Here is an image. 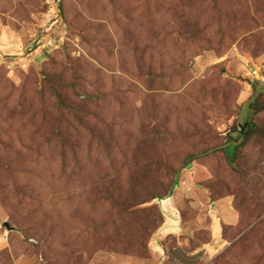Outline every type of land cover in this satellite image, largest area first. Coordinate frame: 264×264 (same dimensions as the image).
Segmentation results:
<instances>
[{
  "label": "rangeland",
  "instance_id": "rangeland-1",
  "mask_svg": "<svg viewBox=\"0 0 264 264\" xmlns=\"http://www.w3.org/2000/svg\"><path fill=\"white\" fill-rule=\"evenodd\" d=\"M61 1L0 0V264H264V0Z\"/></svg>",
  "mask_w": 264,
  "mask_h": 264
},
{
  "label": "trees",
  "instance_id": "trees-1",
  "mask_svg": "<svg viewBox=\"0 0 264 264\" xmlns=\"http://www.w3.org/2000/svg\"><path fill=\"white\" fill-rule=\"evenodd\" d=\"M62 5H63V1L60 0V8H62ZM249 131H250L249 134H247L242 141H240L238 144L231 145L225 150V153L228 157L229 164L234 167H235L237 159L241 155L240 153L241 150L244 149L248 145V143L254 138V132H252V129ZM196 157H197L196 155L189 156L187 158V165L189 166L191 164V161L194 160ZM172 189L173 187L171 188V191ZM154 199H163V198L155 197Z\"/></svg>",
  "mask_w": 264,
  "mask_h": 264
},
{
  "label": "built area",
  "instance_id": "built-area-1",
  "mask_svg": "<svg viewBox=\"0 0 264 264\" xmlns=\"http://www.w3.org/2000/svg\"><path fill=\"white\" fill-rule=\"evenodd\" d=\"M53 2L56 4V6L59 8L60 7V0H53ZM255 68L252 70V75L255 79L260 80L261 76V66L259 65H254Z\"/></svg>",
  "mask_w": 264,
  "mask_h": 264
},
{
  "label": "crops",
  "instance_id": "crops-1",
  "mask_svg": "<svg viewBox=\"0 0 264 264\" xmlns=\"http://www.w3.org/2000/svg\"><path fill=\"white\" fill-rule=\"evenodd\" d=\"M169 205V204H168ZM173 220H167L166 224L164 225V234L167 235L169 233H172V229H173V224H172ZM171 231V232H170Z\"/></svg>",
  "mask_w": 264,
  "mask_h": 264
}]
</instances>
